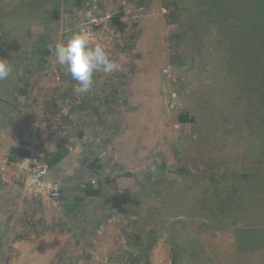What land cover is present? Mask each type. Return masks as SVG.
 Wrapping results in <instances>:
<instances>
[{
  "label": "rangeland",
  "instance_id": "1",
  "mask_svg": "<svg viewBox=\"0 0 264 264\" xmlns=\"http://www.w3.org/2000/svg\"><path fill=\"white\" fill-rule=\"evenodd\" d=\"M172 3L181 10L175 20L167 7ZM121 12L128 25L123 33L111 26V18ZM0 14V58L13 66L0 80V148L3 142L24 140L26 124L31 132L41 76L58 82L57 42L83 30L121 66L113 73H95L89 91L90 104L99 110H92L95 121L88 125L98 131L91 142L99 146L92 150L103 153L105 167L94 169L97 173L81 167L85 176L77 184H91L95 177L103 196L85 199L84 209L75 206L64 233L53 224V212L54 220L45 218L38 231L45 237L23 246L16 244L22 241L17 233L22 225L3 223L0 264H264L263 55L252 57L248 45L247 58L256 67L245 73L242 58L236 64L223 61L233 43L220 36L221 26L209 22L208 11L196 0H0ZM236 31L238 36L229 38L243 36ZM41 43L51 50L44 63L35 53ZM63 83L59 86L71 93L70 106L71 98L82 94L74 97L69 78ZM58 92L63 94L62 88ZM116 92L118 98L107 102L104 97ZM185 112L193 122H179ZM116 113L119 122H107V129L95 124L104 114L111 120ZM107 140L114 149L128 142L119 169L102 143ZM116 169L119 176L126 172L121 185L136 200L126 214L104 200L111 194L105 177ZM218 187L233 190L226 202L236 218L216 212ZM88 206L93 212H85ZM252 226L263 228L256 227L257 233ZM237 227H245L236 237L238 248L247 251L237 249Z\"/></svg>",
  "mask_w": 264,
  "mask_h": 264
},
{
  "label": "crops",
  "instance_id": "2",
  "mask_svg": "<svg viewBox=\"0 0 264 264\" xmlns=\"http://www.w3.org/2000/svg\"><path fill=\"white\" fill-rule=\"evenodd\" d=\"M58 69L59 70L56 72L55 75V79L58 82H51V79H47L45 76H41L40 89L38 87L36 88V94L33 98L35 99L33 100L34 103H36L33 106L35 112L37 106H47V108L49 109V112L47 111V113H45L47 118L45 116V118L40 121L39 119H36L38 117L37 116L33 125L32 123L30 125L31 132H27V124L24 126L26 130L24 140L17 139L18 142H3L4 149L0 148V154L3 153L2 155L8 157V153L11 147L16 145H24L26 147L28 141L27 139L29 138V135L30 137L32 136L35 125L39 121L49 129L50 134L48 142H46L45 146L42 149L44 161L46 160L45 157L48 153L52 154L58 151L60 148H64L68 152L67 156L60 163L50 169L49 180L58 182L62 188L63 195L59 201L51 202L47 199L42 198L39 195L23 197L21 193L22 184L20 182L11 180V183H5L0 180V213L2 209L3 213L5 211L3 217L0 218V223L2 222L0 228L2 227L3 223L5 225L4 227H6L7 224H11L12 227L15 226L14 228H17L16 224L19 222L22 225V228L21 232L17 233L20 236V239L22 238V241H19L16 244H21L22 246L25 242L28 241V239H37L39 237H45V235L42 233L38 235V231L40 230L42 224H44L46 219L48 222L52 221L50 220L51 218H53L54 220L53 212L56 214V220L53 223L56 228H63V233L66 232L67 229H70L71 215H73L74 213L75 206L77 207L78 205H80L79 208L81 207L82 209H84L85 207V205L82 204L85 201L77 202L76 205H73V203L76 202V198L83 192V188L81 186L79 187L80 183L77 184L78 178L85 176L83 175V171L85 168L81 167L87 166L92 173H97L94 169H97V171H99L105 167L104 159L106 158L102 156L103 153L100 155L99 152H97L96 155H94L92 150L94 147L99 146L98 142H91L92 138L94 137V134H97L98 131L93 130L92 128H88V125H90L92 121H95V118L92 115V110L95 113L99 112V110L98 108L90 104L91 99L89 98V95L91 93H81L82 96H78V94L80 93L77 92L75 94L72 93L74 94V97H78H76L74 100L73 98H71V105L67 106L69 103V101L67 100L68 97L70 99L71 93L69 89L65 90L63 88L64 86L61 87L59 86V84H64V78H69L71 82V91L74 90L75 87H77L78 85L76 81L72 80L70 74L64 67H61L59 65ZM99 79L100 76H98L97 80L99 81ZM61 88L63 94L58 92V90H60ZM104 98L108 102L109 98L117 99L118 94L116 92V94H111L110 96ZM76 99H78V101ZM66 102L67 108L64 109V111H61L60 105ZM97 105L99 106V103ZM105 111L108 110H104L102 111V113ZM116 111H119L118 105H116ZM107 115L108 117L104 114V117L102 116L101 118H99L100 120L95 123L97 126H102L103 124H106V126H102V130L107 129V122L109 121L110 123L108 124V126L112 125L111 122H119V116L117 115V113L112 117L111 120L109 119V114ZM88 117L90 118V120H88ZM11 128L12 127L10 126V129ZM119 136L120 135L116 136L114 139ZM102 143L109 146L108 151L110 152L109 155L112 157V163L116 164L119 169L120 163L118 160L120 159L123 163L122 146H127L128 142H124V145H119L116 149H114L112 143L108 142V140L107 142ZM100 165H102L101 168ZM107 170L109 169L107 168ZM113 172L114 171H111L112 174H116L118 176L117 191L122 192L124 191V189H130L129 187L124 188L121 185L122 180H126L127 178L125 174L126 172H124V174L121 176L116 173L117 169L114 173ZM14 176V172H11L10 178L12 179L14 178ZM107 177L108 175L105 178ZM91 178V180H96L95 177ZM106 186L109 185L106 184ZM99 187L102 188V185H100ZM69 192L71 193V196H69ZM103 194L104 191L102 193V196ZM111 194H109L108 197ZM107 198H105L104 200H107ZM109 207L110 209L112 208L110 205ZM88 209H91V207L88 206L87 209H85V212H87ZM56 211H58V213H56ZM89 211L93 212V209ZM74 222L75 221H73V224ZM1 235L2 237H4L3 234Z\"/></svg>",
  "mask_w": 264,
  "mask_h": 264
},
{
  "label": "trees",
  "instance_id": "3",
  "mask_svg": "<svg viewBox=\"0 0 264 264\" xmlns=\"http://www.w3.org/2000/svg\"><path fill=\"white\" fill-rule=\"evenodd\" d=\"M196 5L197 7L208 11L210 23H217L219 24V26H221L218 29V32H220V36L223 37L227 41V43H233L232 45L234 47H232L225 53V55H223V61H231L233 64H236L237 61L242 58L240 66L242 67L241 69H243L244 73L248 72L249 69L254 70V67H256V65L254 63H250L247 58V55L250 53L248 47L252 46L249 47L251 49L252 57L257 58L260 55L264 56V0H196ZM167 7L170 13L169 18L171 20L177 19L179 11L177 6L172 3L170 5H167ZM1 15L2 14H0V18L2 17ZM122 16L123 13L121 12L111 18V26L119 33H123L128 27L127 23L122 20ZM54 17V20L58 19V10H55ZM236 30L241 31L240 33L243 36L241 38H229L230 34H233L236 37L238 36ZM35 53H37L36 56H38V61L40 63H44V61L51 55V50L48 49L47 45L41 43L40 47ZM234 55L237 56L235 57L237 59L236 61H233L232 57H234ZM259 70L262 74H264V68ZM20 93L25 95L27 94V90L21 89ZM193 121L194 117L191 116L188 112L182 113L179 116V122L181 123H189ZM67 154V150H65L64 148H60L58 151L52 154L48 153L45 157V161L48 163L49 167L52 168L60 163L67 156ZM27 156L28 151L26 150V147L24 145L13 146L10 148L8 153V159L10 162H17ZM101 167L102 165H100V168ZM117 178L118 176L116 174H113L105 179L106 184L109 185V188L112 192V194L107 198L106 202L117 212L126 214L129 207L132 204L136 203V200L132 197V193L129 190H124L122 192L117 191ZM231 191L218 187V190L215 194V197L217 198L215 207L216 212H218L219 215H225L226 213H228L229 216L236 218L238 213H236L234 210H229L231 207L226 202ZM102 193L103 190L101 187L87 184L86 187L83 188V194L76 198V202L74 204L76 205L77 202H83L86 198L90 197L100 198L102 196ZM222 197L223 201H221ZM233 207L235 208V206ZM256 227L257 226H254L253 228L252 226L250 227V230H254L255 232L259 233V231L255 230ZM243 228L237 227L233 230L235 234L234 237L236 240L237 249L240 252L248 250H243L240 247L238 248L237 244L238 239L236 235L241 233L239 231L245 230ZM252 235L256 236L255 233H253Z\"/></svg>",
  "mask_w": 264,
  "mask_h": 264
},
{
  "label": "clouds",
  "instance_id": "4",
  "mask_svg": "<svg viewBox=\"0 0 264 264\" xmlns=\"http://www.w3.org/2000/svg\"><path fill=\"white\" fill-rule=\"evenodd\" d=\"M54 54L56 62L77 82L78 86L74 89L77 93H87L91 90L95 73L102 71L108 74L121 70V66L111 58L105 45H93L89 34L83 30L57 42ZM12 71L13 66L9 59L0 58V80L8 78Z\"/></svg>",
  "mask_w": 264,
  "mask_h": 264
},
{
  "label": "built area",
  "instance_id": "5",
  "mask_svg": "<svg viewBox=\"0 0 264 264\" xmlns=\"http://www.w3.org/2000/svg\"><path fill=\"white\" fill-rule=\"evenodd\" d=\"M37 108L38 119L43 120L46 109ZM49 129L39 121L36 123L32 136L28 139L26 150L28 156L17 162H10L8 157L0 156V180L11 183L13 180L22 184L21 193L23 197L39 195L49 201H59L62 198V188L58 182L50 181V167L43 159L42 149L49 138ZM14 172V178L10 173ZM12 180V181H11ZM95 181H91L95 185ZM82 183L81 187H86Z\"/></svg>",
  "mask_w": 264,
  "mask_h": 264
}]
</instances>
